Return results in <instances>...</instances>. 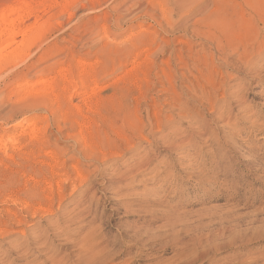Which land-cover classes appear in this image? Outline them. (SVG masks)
I'll return each instance as SVG.
<instances>
[{"label":"rangeland","instance_id":"374dc122","mask_svg":"<svg viewBox=\"0 0 264 264\" xmlns=\"http://www.w3.org/2000/svg\"><path fill=\"white\" fill-rule=\"evenodd\" d=\"M263 1L251 4L263 10ZM163 3L172 6L48 0L39 11L43 33L0 78V138L15 137L0 144V192L9 196L0 195V226L9 214L26 215L20 233L0 236V264H84L89 242L98 250L90 264H264V51L253 67L236 60L264 11L256 15L244 0H197L170 18ZM217 4L221 11L197 24L216 37L195 35L193 21ZM222 40L229 77L214 96L198 60L212 54L220 67ZM82 71L86 92L75 85ZM42 78L53 93L71 80L72 96L68 89L49 105L39 98L46 92L21 90ZM201 90L210 104L196 99ZM24 96L38 99L11 117ZM67 128L74 140L59 138ZM55 159L86 178L73 192L68 179L59 202ZM51 194L53 212H23L28 203L48 206ZM38 226L51 228L40 237L46 244L29 242Z\"/></svg>","mask_w":264,"mask_h":264},{"label":"bare ground","instance_id":"6f19581e","mask_svg":"<svg viewBox=\"0 0 264 264\" xmlns=\"http://www.w3.org/2000/svg\"><path fill=\"white\" fill-rule=\"evenodd\" d=\"M48 0H31L30 3L28 0H0V78L3 76L6 77V75L10 74L14 68L19 65L20 63L24 62L26 57H27V53L30 50L31 45L33 44V42L39 38V36L43 33L44 31V26L46 21H42V22H38V13L39 11H42L41 8H43L45 6V4L47 3ZM72 0H64V4L62 5V7L66 8L68 6V4H70ZM168 4L172 5L170 7H168V5H162L161 10L163 12V14H166L167 16H172V14H174L175 12L179 11V10H183L185 9L188 5H193L194 3L196 4L197 0H167ZM238 1V0H237ZM246 4L250 5V7H253L254 10L256 11V15L258 13V11H264V9H260L259 7L256 8L255 5H252L251 2L252 0H244ZM163 2V1H161ZM224 2V1H223ZM233 2V1H232ZM227 3V2H226ZM162 3H160L161 5ZM214 4V2H213ZM225 4V2H224ZM223 5V4H222ZM227 5V4H226ZM231 5V4H230ZM260 6L264 7V1L263 4H259ZM229 8V7H228ZM225 10V9H223ZM258 10V11H257ZM221 11V6L219 4L214 5L212 8H210V10H208L206 13H204L203 15L200 16L199 19H196V21L194 20V25H191V31L195 34V35H202L203 38L205 39H213L216 36H212L210 30H204V31H199V27H198V23L202 22V21H206L208 20L210 17H215L217 13H219ZM259 15V14H258ZM262 14H260L257 19L261 22V25L258 26V24H255L254 22H250L252 28H253V33L254 35L252 36V38H250L248 41H243L242 44L240 45V49H239V53L237 54V61L242 62L246 67L250 66L253 67L254 64L257 63V58L261 55V53L264 51V16L263 18L261 17ZM219 16V15H218ZM165 18H168L164 15ZM171 18V17H170ZM253 21V20H252ZM205 25H209L208 23H206ZM187 29V28H186ZM102 31H104L105 34H107V29L105 27L102 28ZM150 32V31H149ZM143 33V32H142ZM141 33V35H142ZM151 33V32H150ZM149 33V34H150ZM144 34V33H143ZM140 33L138 34L136 41H138L137 39H141ZM146 37V34L144 35ZM107 37V36H106ZM143 37V36H142ZM144 37V38H145ZM152 37V34H151ZM144 38L142 40H144ZM149 39V38H148ZM141 40V41H142ZM231 44V42H229ZM228 43V44H229ZM139 44V42H138ZM217 49H219L222 52V56L220 57L222 62L220 61V64L222 63V65L219 67L218 64H216V60L214 59L213 55L211 54L209 56V59H203V60H198L200 63H202L205 68H206V75L208 76V78L210 77V82L208 83V94H217L219 91H221V85L223 88V91L225 92V80H223V78H228L229 77V72H228V60H227V53H226V47L228 45H226V41L222 40L220 41L219 45H215ZM232 46V45H231ZM229 47V46H228ZM238 52V51H237ZM236 54V53H235ZM262 56V55H261ZM217 68V69H216ZM216 69V70H215ZM84 71H82L83 73ZM196 73H198L200 76H202V73H200L199 71H196ZM191 74V73H190ZM25 76V75H24ZM220 76L221 80L217 79L216 77ZM1 78V79H3ZM19 75L15 76V80H18ZM89 78V74L87 72H84V74H81L80 77L77 79V83H75L76 86H80L81 90L83 92H86L85 89V85L86 82L88 81ZM65 83V86H63L62 88H59V92L58 93H53L52 89L53 86L50 84L49 85V81L42 78L39 80H36V82L34 83H30L28 81H23L20 84L21 90L23 91H38V92H46L45 96H40V100H44L47 102H50L49 105H51L52 103L56 102L59 103L60 99H63L62 97H60L61 95H63L64 92H66L68 89L70 90L68 92L69 96H72V89L74 88L73 82H71V80L64 78L63 79ZM50 90V91H49ZM51 92L52 95H48L47 92ZM204 91V90H203ZM202 90L199 91L200 93L197 94L196 99L199 101H203L207 104H210V98L209 95L205 94ZM37 92V93H38ZM234 92H227V94L233 95ZM215 96V95H214ZM26 98V99H24ZM24 98L21 99V105H19L18 107H16L14 110H12L11 112V117H14L15 115H21L23 114L24 110L27 109L28 107L31 106V101H36L38 98L34 97V96H24ZM68 98V97H67ZM39 100V101H40ZM240 101V100H238ZM43 103V102H42ZM212 103V102H211ZM48 105V104H47ZM237 107H239L238 103H236ZM76 107V106H75ZM78 109V107H76ZM243 110V109H242ZM72 112V110H71ZM13 113V114H12ZM250 116V115H249ZM157 119L158 118H155ZM68 128L66 131H61L58 135L59 138H65L67 141L70 139L72 140L73 137L70 135V133L68 132ZM2 137V136H1ZM48 137V136H47ZM46 138V137H45ZM44 138V139H45ZM49 138V137H48ZM58 138V137H57ZM15 137L11 136V137H7L6 140H3L2 138H0V144L1 142L4 143L5 141H14ZM54 140V139H53ZM52 140V143H53ZM65 140V141H66ZM74 140V139H73ZM81 140V139H80ZM79 140V142H80ZM84 140V139H83ZM82 140V141H83ZM77 141V140H76ZM75 141V142H76ZM48 142V141H47ZM46 142V144H47ZM50 142V141H49ZM35 143L41 146H44L45 144V140H43V137H39L35 140ZM78 143V142H76ZM90 143V142H89ZM88 143V144H89ZM51 144V143H50ZM85 144V142H84ZM87 144V143H86ZM85 144V145H86ZM87 144V146L89 147V145ZM52 145V144H51ZM79 145V144H78ZM84 145V146H85ZM40 146V147H41ZM76 146V145H75ZM73 146V147H75ZM86 146V147H87ZM85 147V148H86ZM36 148L38 149L39 147ZM50 148V147H49ZM78 149V148H77ZM52 150H55L52 149ZM84 150V149H83ZM74 151V150H73ZM86 151L88 152V149H86ZM79 152V151H78ZM81 152V156L83 157H87V155H89V153H85L84 151L80 150ZM79 152V155H80ZM89 152H91V150H89ZM55 153V152H54ZM92 154V153H90ZM52 157V155H51ZM54 157V155H53ZM55 158V157H54ZM53 158V159H54ZM73 158V157H71ZM76 158V157H75ZM89 159V158H88ZM48 165V164H47ZM51 170L54 172V177L55 179H57V184H56V193L57 194L56 198H58V202L61 201V196L63 195V191L67 188L65 186V184L68 183V179H70L69 183L71 182L73 185L69 188L70 191L69 192H73L76 185H74V183L78 184V186L85 181V177L82 176V173H80V171L78 170V168H76V166H72L71 167V171L69 173L68 172H64L62 169V166L60 164H58V162L55 161L53 162V164L49 165ZM61 167V168H60ZM48 168V167H46ZM49 168V169H50ZM38 168H36L37 171ZM44 169V168H43ZM48 170V169H47ZM39 171V170H38ZM46 171V170H45ZM62 171V172H61ZM49 172V171H48ZM51 172V171H50ZM49 172V173H50ZM42 173V171H41ZM47 173V171L45 172ZM49 173H47L49 175ZM39 174V173H37ZM43 177V176H42ZM54 179V178H53ZM13 184V183H12ZM34 184V183H33ZM37 184V183H36ZM38 185V184H37ZM81 186V185H80ZM10 187V186H9ZM12 187V186H11ZM33 187V185H32ZM31 187V189H33ZM36 187V186H35ZM53 188V186L51 187ZM7 188H4L3 191L0 192L1 196L6 197L8 194L6 193ZM50 191V189H49ZM38 192V191H37ZM51 192V191H50ZM68 192V193H69ZM35 194V193H34ZM33 194V195H34ZM40 194H42L41 196H43V192L41 191ZM37 195V194H36ZM69 195V194H68ZM46 195H44L43 199L44 201H46L47 203H49L48 206H44L43 203H38L36 202L37 205H32V204H25L24 213H31L32 217H35L36 215L39 216L40 214L43 213H50L53 212L51 209V203L53 201V194H51V197L48 198L45 197ZM3 197V198H4ZM9 197V196H7ZM55 197V196H54ZM6 200V199H5ZM12 200V199H11ZM15 200V199H14ZM13 200V201H14ZM8 202V201H7ZM12 202V201H11ZM34 203V202H33ZM57 203V202H56ZM35 204V203H34ZM23 205V204H22ZM8 207V206H7ZM58 207V206H57ZM76 207V206H75ZM12 208V207H11ZM77 208V207H76ZM9 209V207H8ZM7 209V210H8ZM21 209V208H20ZM56 209V208H55ZM73 209V208H72ZM16 210V209H15ZM14 210V211H15ZM6 211V209H5ZM4 211V212H5ZM9 211V210H8ZM11 211V210H10ZM13 211V210H12ZM11 211V212H12ZM17 211V210H16ZM19 211V210H18ZM21 211V210H20ZM55 211V210H54ZM73 212V210H71ZM13 213V212H12ZM20 213V212H19ZM22 213V212H21ZM17 214V213H16ZM15 214V212L13 214H9L8 217L6 219L10 220L7 224H3L2 226H0V236L4 235L5 233H8L7 235L11 234H15V233H20L21 231L18 230V228L20 227V224H16V223H22L24 221V218L26 217V215H23L21 218H18L17 215ZM20 216V215H19ZM28 216V214H27ZM41 216V215H40ZM38 218V217H37ZM40 218V217H39ZM30 219V218H29ZM1 220V219H0ZM28 220V219H27ZM32 220V219H30ZM29 220V221H30ZM56 221V219H55ZM54 221V222H55ZM38 222V221H37ZM32 223V222H31ZM26 224V223H25ZM30 224V223H29ZM37 224V223H36ZM53 224V223H52ZM58 224V223H57ZM27 225V224H26ZM22 226V225H21ZM36 226V225H35ZM57 226V225H56ZM29 227V226H28ZM31 227V226H30ZM34 227V226H33ZM39 227V226H38ZM36 228V227H35ZM51 230V228L49 227H39L38 229L36 228L35 232L36 235L30 237L29 242H33L36 244H46L47 240L45 239H41L42 241H40V237L43 233L46 234L47 231ZM58 230V229H57ZM11 231V232H10ZM26 231V230H25ZM10 232V233H9ZM34 232V231H33ZM62 233V232H60ZM33 234V233H32ZM31 234V235H32ZM63 235V234H62ZM72 235V234H71ZM47 237V236H46ZM62 237V236H61ZM65 237V236H64ZM68 237V236H67ZM72 237V236H71ZM17 238V236H16ZM66 238V237H65ZM88 239H90V237H87ZM98 238V236H97ZM3 239V238H2ZM49 239V238H48ZM67 239V238H66ZM82 239V238H81ZM16 240V239H15ZM70 240V238H69ZM97 240V239H96ZM40 241V242H39ZM68 241V240H67ZM71 241V240H70ZM86 241H91V240H86ZM85 241V242H86ZM24 242V240H23ZM22 242V243H23ZM82 242V241H80ZM242 242V241H241ZM61 243V242H60ZM64 243H65V239H64ZM63 243V244H64ZM90 243V242H89ZM88 243V244H89ZM18 244V243H17ZM79 244V242H78ZM77 244V245H78ZM88 244H84L82 245V247H85L87 251V255L85 256V263L90 264L93 261L94 255L97 253V247H90L91 245ZM7 245V244H6ZM20 245V244H18ZM24 248L27 247V244H23ZM33 245V244H32ZM81 245V243H80ZM100 246V245H99ZM42 247V246H41ZM53 247V246H52ZM22 248V246H21ZM34 248V247H33ZM54 248V247H53ZM104 248V247H103ZM42 249V248H40ZM83 249V248H82ZM85 252V251H84ZM86 254V253H85ZM30 255V254H29ZM42 256V255H40ZM232 256V255H231ZM98 257V256H97ZM5 259V258H4ZM82 259V257H81ZM27 260V259H26ZM96 260V259H95ZM94 260V261H95ZM6 261V260H5ZM25 261V260H24ZM69 261V260H67ZM74 262V261H73ZM212 262V260H211ZM214 262V261H213ZM64 263V262H63ZM84 263V264H85ZM225 263V262H224ZM52 264H59L58 261H54ZM223 264V262H222Z\"/></svg>","mask_w":264,"mask_h":264}]
</instances>
